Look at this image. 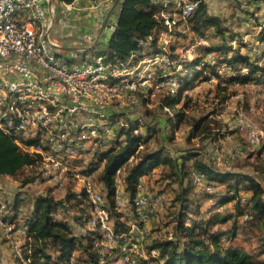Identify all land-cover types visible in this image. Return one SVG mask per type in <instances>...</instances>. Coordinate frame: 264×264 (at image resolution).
<instances>
[{"label": "built area", "instance_id": "2783aa9c", "mask_svg": "<svg viewBox=\"0 0 264 264\" xmlns=\"http://www.w3.org/2000/svg\"><path fill=\"white\" fill-rule=\"evenodd\" d=\"M85 1L87 4L80 6L78 0H0V133L10 138L21 152L37 157L35 163L25 166L22 172L33 170L42 182L55 188L63 187L71 178L76 187L86 193L89 224L98 229L103 238L96 243L100 263L105 261L113 245L118 248L120 264H140L138 250L144 246L155 207L165 200L164 193L148 190L139 180L134 199L138 219L130 224L126 233L117 234L110 223L108 204L95 188L92 175L84 171V158L117 139L120 127L129 128L135 123L134 132L144 134V118H123L109 108L112 102L124 99L127 105L133 106L138 104L139 95L147 97L163 92L173 97L176 105L180 77L189 76L192 80L201 77L198 73L203 63L196 66L195 72L187 65L198 56L210 65L217 64V53H200V48L208 46L210 41L197 33L185 43L173 45L178 22L186 23L201 0H154L163 5L159 12L162 28L154 31L157 32L155 48H151L149 36L139 40L148 50L141 56L132 54V58L136 56L137 59L110 60L98 51L117 24L113 11L119 0ZM84 9L95 12L98 32L94 36L90 32L80 33L74 47L77 49L66 50L52 39L51 31L55 23L58 26L67 23L68 11ZM109 18L114 21L110 31L106 29ZM247 21L254 22L253 16ZM255 28V34L261 33L264 23ZM258 43L264 50V35ZM228 46L233 50L246 49L251 59L261 56V49L244 38L235 37ZM227 68L228 65L222 64L217 68L218 74L223 76ZM241 70L246 72L247 68L243 66ZM206 74L208 80L217 79L213 73L203 76ZM164 112L174 120L172 107L164 106ZM230 129L238 132L252 148L258 146L263 137L254 121L242 112L234 116ZM143 146L144 141L140 140L127 162H133L134 155ZM240 154L238 147L232 145L217 152L213 163L222 170H231L225 160H233ZM120 170L117 168L116 173ZM254 175L252 172L251 176L256 179ZM192 180L198 188L213 190L197 172H192ZM118 181L119 177L117 184ZM114 202L117 210L126 207L125 196L118 188ZM219 207L216 211H220ZM54 215L63 219L64 214L57 208ZM0 228L6 233L28 229L27 221L17 225L15 219L6 215L1 188ZM156 255L152 251V256ZM23 264L29 262L24 260Z\"/></svg>", "mask_w": 264, "mask_h": 264}, {"label": "trees", "instance_id": "16d2710c", "mask_svg": "<svg viewBox=\"0 0 264 264\" xmlns=\"http://www.w3.org/2000/svg\"><path fill=\"white\" fill-rule=\"evenodd\" d=\"M162 6L154 0H119L113 11L117 24L108 33L98 53L106 55L110 60L133 61L137 58H132V54L141 56L146 53L145 46L140 44L139 40H145L149 36L151 48H155L157 32L154 31L162 28L159 22ZM184 26L191 33L188 40L194 33L209 38V45L201 47L200 53H217V64L210 65L202 56H198L187 65L190 71L195 72L196 66L203 63L202 70L198 73L200 80L208 79V74H203L209 72L216 75L217 85L221 90H226L228 84H242L248 81L264 87V67L259 63L264 52L261 53L262 57L251 59L247 52L240 51L242 47L233 50L228 46L235 34L229 32L221 18L208 12L206 0L200 1L186 23L178 22V27H183V30L178 28L174 46L186 42H178L179 37L185 35ZM210 28L212 31L208 33ZM261 33H264V29ZM222 64L229 66L223 76L217 72V68ZM243 66L247 68L246 72L241 70ZM193 82L189 76L180 77L179 97ZM162 101L170 107L175 103L169 95H165ZM126 115L129 117L127 120L136 116ZM182 116V111L174 113L175 119L180 120ZM166 117L168 124L175 127L172 125L173 119ZM202 119L195 120L194 125L197 127ZM135 128V123L129 128L120 127L117 139L97 150L83 168L92 175L95 188L108 204L110 223L117 234L126 233L130 224L138 219L134 199L136 186L142 175H149V178L153 176V179L159 182L157 186H162L161 188L176 184L173 195L175 211L168 212L167 221L164 220L165 227L170 226L172 237L156 235L151 236L147 243L145 240L148 257L141 258L140 264H264V260H259L264 254V177L263 180H257L243 170H222L211 160L203 159L201 148L192 146L171 149L165 143L166 138H160L161 144L159 142L158 146L149 149L146 143L152 137L154 127L145 121L144 134L135 133ZM261 139H264V135ZM140 140L144 141L143 149L134 155L133 162H127ZM256 147L264 150V142L260 141ZM36 160L37 157L21 152L10 138L0 133V175L19 177L22 169ZM160 164L162 167L158 171L151 172ZM117 168L121 169L118 174ZM192 172L200 174L213 190L209 192L198 189L193 183ZM118 177L123 185L127 208L125 211L115 208ZM37 180L41 181L36 174H28L20 178L19 187ZM69 181L72 185L65 195L56 198L47 193L29 201L36 209V214L26 220L27 239L19 247L20 254L15 258L19 264H23L24 260L29 264H78L82 261H88L90 264L107 263V256L105 261L100 263L96 245L103 239L102 234L90 226V214L80 206L87 200L86 193L78 189V186L73 190L76 183L71 178ZM21 200L26 201L25 198ZM18 201L19 198H16L14 203L17 204ZM229 202V206L224 205ZM204 203L206 205L203 209ZM67 204L77 209L78 214H74L76 221L81 225L90 226L85 232L76 234L69 227L67 220L53 219L51 216L53 210L65 209ZM10 206H13V203ZM219 206H223L222 210L216 211ZM160 228H164V224ZM242 240L256 243L252 248H246ZM116 249L118 251V248ZM152 251L156 252L155 257H151Z\"/></svg>", "mask_w": 264, "mask_h": 264}, {"label": "rangeland", "instance_id": "374dc122", "mask_svg": "<svg viewBox=\"0 0 264 264\" xmlns=\"http://www.w3.org/2000/svg\"><path fill=\"white\" fill-rule=\"evenodd\" d=\"M254 2V0H252ZM251 0H208L209 4L207 6L208 12L212 15H215L222 19L224 26H227L229 32L235 34L236 38H244L246 42L255 46L256 48L261 49V53L264 52L261 44L258 41L264 35V33L255 34V25L262 20L264 15V2L260 1L255 5L250 4ZM263 4V5H262ZM253 16L254 22L248 23L246 17ZM261 18V19H260ZM58 25L55 23L54 28L51 31V37L53 40L62 44L64 40L63 35L56 33ZM183 30V27H179ZM254 28V30L252 29ZM185 35L181 36V39L187 41L191 37L189 30L185 28ZM211 30V29H210ZM178 31V30H177ZM176 31V33H177ZM180 32V31H179ZM184 34V33H182ZM182 42V41H178ZM176 42V43H178ZM230 43V42H229ZM148 50L147 47L144 49ZM241 52H247L246 49H240ZM262 57V56H261ZM260 57V58H261ZM264 67V61L260 63ZM226 70H229L228 68ZM246 87H242L241 84H232L228 86L226 90H220L218 93L214 91L209 85H202L201 88H196L193 91V94L190 98H187L186 93L180 95L179 99L176 101L177 104L172 107V112L182 111L183 116L180 120H172V125L175 124V127L171 126V129L163 127L161 132L160 128H155L158 125L159 120L164 121L163 118L166 117L164 112V101L163 97L167 94L157 93L154 96L142 97L138 96V104L129 106L125 103L124 99H119L110 104V109L115 110L118 115H122L123 118L129 114L142 116L146 122H149L154 127L152 131V139L147 140L146 146L149 149H153L158 146L159 142L161 144L160 136L166 138L165 143L171 149H181L186 147H199L202 150H206L205 154L210 152L211 149V161H215V154L217 152H223L225 148H228L232 145L238 147L241 154L234 158L233 160H225L231 170H243L246 171L250 176L254 172V177L257 180H263L264 173V150L260 147H249L242 138L234 133L230 129V125L233 123L234 116L238 112L244 113L246 116L251 118L257 127L263 132L264 135V107L260 106L258 102L257 90L253 87V83H250ZM252 96L254 97L253 103H250L249 99ZM121 102V104H120ZM257 106L258 112L252 111L251 107ZM167 118V117H166ZM203 118L200 120L199 125L196 127L195 120ZM165 128V129H164ZM172 134L170 138L167 136ZM261 142H264V139H261ZM35 174V171L25 172L23 171L21 175L15 177H9L11 183L12 191H16L19 188L20 178L26 176L27 174ZM72 185V182L69 179L64 183L63 187L55 188L49 183L42 181H35L28 185L27 189H22V192L26 194V201L24 203H29L30 199H34L37 196L44 194H51L56 198L63 196L66 192L69 191V186ZM162 186H156V188H149L150 191L155 193H164L165 200L164 202L155 207L161 208V212L158 210L153 211L152 217L154 218L151 223V228L149 230V239L151 236L156 235H170L171 229L170 226L165 227V221H167L168 212L174 210V201L173 195L176 191V184H170L164 190H161ZM77 189L75 184L73 185V190ZM63 194V195H62ZM165 208V209H164ZM223 206L219 207V210H222ZM74 209V208H73ZM173 209V210H172ZM74 211V210H73ZM165 211H167L165 213ZM74 214H77L74 211ZM157 214L158 217H155ZM151 217V218H152ZM152 220V219H151ZM165 220V221H164ZM164 224V228H160ZM2 229V228H1ZM164 229V231H162ZM244 241V240H242ZM256 242L244 241L246 248H252ZM147 248V245H144V250ZM118 251L115 246L111 245L109 247V254L107 255L106 264H116L118 259ZM259 260H264V254L259 257Z\"/></svg>", "mask_w": 264, "mask_h": 264}, {"label": "crops", "instance_id": "0c3cea01", "mask_svg": "<svg viewBox=\"0 0 264 264\" xmlns=\"http://www.w3.org/2000/svg\"><path fill=\"white\" fill-rule=\"evenodd\" d=\"M260 1L261 0H254V2H253L251 0L250 4L252 3V5H255V3L258 4V2H260ZM78 3L80 6L87 4V2L85 0H78ZM206 3H208V0H206ZM208 5L209 4H207V6ZM247 18L248 17H246V19ZM96 19H97L96 14L93 10L84 9V10H77V11H68L67 23L63 26H58L56 29L57 34L64 36L63 37L64 40L62 42L63 48H66V50L72 51V48H74L75 45L77 44V37L80 35V33L91 32L93 34H96L98 32V28H96V26H98V23H96L97 22ZM262 23H264V15L262 17V20H260L256 25L262 24ZM254 28H252V29L254 30ZM210 29L208 30V33H210L212 31V28H210ZM234 36H236V35H234ZM179 40L183 41L181 39V37H179ZM208 40H209V38H208ZM183 42H185V40ZM183 42H181V43H183ZM262 61H264V60H261L259 63H262ZM217 82H218L217 79H215V80H208V79H206V80L205 79L204 80H200V79L194 80L193 84L187 89V92H185L186 96H187V98H190L193 94V91L196 88H201L203 84L209 85V87L214 89V91H212V92L217 91L219 93L220 88L217 85ZM250 83H253V87L258 91L256 96H258V98H260V99H258L260 106L264 107V87L260 86V84H258L256 82H252V81L242 83L241 85H242V87H246L248 85H251ZM228 86H231V84L230 85L228 84ZM256 96L250 97V99H249L250 103H253V101H255L254 97L256 99ZM251 109H252V111L258 112L259 108L257 106H255L254 108L251 107ZM163 119H164V121L159 120L160 122H158V125L155 126V128L161 127L160 128L161 132L163 131V127H166L169 130L171 129V126L168 124L166 118H163ZM234 133H236L240 136V134L238 132H234ZM171 136H172V134H169L168 138H170ZM160 138L162 139L164 137L160 136ZM151 139H152V137L149 140H151ZM202 151H203V159L206 161H209L211 158V154H210L211 149L209 150L210 152H208L207 154H205L206 153L205 149ZM91 158H92L91 154L86 155L84 158V161H85L84 165H87L91 161ZM161 167H162V164L153 168L151 170V172L154 173L155 171H158ZM9 177H13V176L0 175V188L3 191L5 202L6 201L8 202V203H6V215L10 218L15 219L17 222V225H19L21 222H26V220L32 218L36 214V209L34 208L32 203H30V202L24 203L23 200H21V199H24L27 197L25 192H22L23 191L22 189H27V187H28V185H30V183L26 184L23 187H19L18 190H16V191H12L11 183L9 181ZM154 178H155V176H154ZM141 180L144 183L146 188L149 187V188L154 189V188H156L157 183H159L158 181H155V179H153V176L149 178V175H142ZM117 187L120 191L123 192V185H122L120 178H119ZM16 198H19V201L17 204L14 203ZM11 202L13 203V206L9 207V205L12 204ZM205 205L206 204L204 203V206L202 207L203 209H204ZM224 205L229 206L230 202L227 204H224ZM80 206L82 208H84V210L87 211L88 201L85 200L83 203L80 204ZM60 210L64 214L63 219H60L59 217L54 215L55 210H53L51 212V216L53 217V219L67 220L69 227L71 228V230L74 233L81 234V233L85 232L88 228H90L89 225H86V224L81 225L78 221L75 220L74 211L77 212L76 208L73 209L71 206H69L67 204L65 209L63 208ZM123 210L125 211V210H127V208H124ZM155 210H158L159 212L162 211L160 207L156 208ZM77 214H78V212H77ZM155 217H158L157 214L155 215ZM151 219L148 222V235L146 237V240H147L146 243L149 240V230L151 228V223H152L154 218L152 217ZM169 237H172V236L169 235ZM26 239H27L26 238V231L23 232V231H18L17 229H14L11 232L6 233L3 231V229L0 228V264H19L15 260V258H16V256H18L20 254L19 253V247L23 244V242ZM28 240H30V238H28ZM138 253H139V258L147 259L148 253H147L146 249L144 250V246L138 250ZM151 257H152V253H151ZM153 257H155V256H153ZM116 264H120L118 259L116 260Z\"/></svg>", "mask_w": 264, "mask_h": 264}, {"label": "water", "instance_id": "95a60500", "mask_svg": "<svg viewBox=\"0 0 264 264\" xmlns=\"http://www.w3.org/2000/svg\"><path fill=\"white\" fill-rule=\"evenodd\" d=\"M117 1V0H116ZM114 23V21H113V19L112 18H109V19H107V30L108 31H110V25L111 24H113ZM66 49V48H65ZM72 49H77V48H72Z\"/></svg>", "mask_w": 264, "mask_h": 264}]
</instances>
